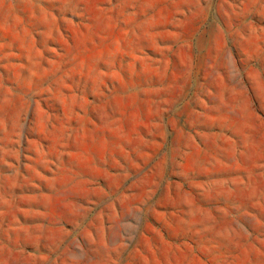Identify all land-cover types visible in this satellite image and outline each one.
Listing matches in <instances>:
<instances>
[{"label": "rangeland", "instance_id": "rangeland-1", "mask_svg": "<svg viewBox=\"0 0 264 264\" xmlns=\"http://www.w3.org/2000/svg\"><path fill=\"white\" fill-rule=\"evenodd\" d=\"M0 264H264V0H0Z\"/></svg>", "mask_w": 264, "mask_h": 264}]
</instances>
